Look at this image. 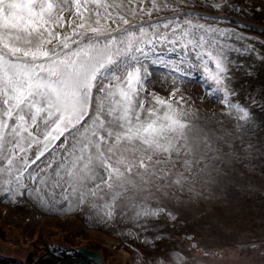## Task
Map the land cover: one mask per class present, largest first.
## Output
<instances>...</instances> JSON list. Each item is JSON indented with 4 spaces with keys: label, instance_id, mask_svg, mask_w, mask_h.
<instances>
[{
    "label": "snow or ice",
    "instance_id": "1",
    "mask_svg": "<svg viewBox=\"0 0 264 264\" xmlns=\"http://www.w3.org/2000/svg\"><path fill=\"white\" fill-rule=\"evenodd\" d=\"M149 3L125 9V0H0L5 192L15 183L22 195L25 179L51 183L65 201L91 200L102 218L131 207L136 218L148 219L163 211L152 207L157 194L217 184L218 165L245 151V133L256 120L250 109L264 111V104L250 96L241 103L229 87L236 70L231 53L239 51L229 33L191 19L165 18L161 26L129 18L150 17L163 6ZM73 8L69 30L54 31ZM149 65L167 69L173 83L199 74V86L222 97L240 131L228 138L198 136L196 117L179 106L183 98H171L178 89L169 99L148 92ZM40 203L48 207L43 198Z\"/></svg>",
    "mask_w": 264,
    "mask_h": 264
},
{
    "label": "rangeland",
    "instance_id": "2",
    "mask_svg": "<svg viewBox=\"0 0 264 264\" xmlns=\"http://www.w3.org/2000/svg\"><path fill=\"white\" fill-rule=\"evenodd\" d=\"M228 1L224 7L245 10L252 16L264 19L260 12L253 13L255 2L247 5L244 0ZM179 2L211 6L206 0H160L163 6L159 10L175 7ZM263 3L264 0H261L260 4ZM141 6L150 7L149 0H144L143 5L139 0H132L131 4L125 0V9H138ZM258 9L262 11V6ZM159 10H154L151 15ZM175 18L180 22L191 19L194 23L210 24L226 30L231 37L228 42L239 49L238 52L231 53L236 68L232 74L233 86L242 100L245 101V97L250 96L264 104V56L261 61L257 60L244 45L247 37L245 26L228 19L194 14H182ZM74 19L75 16L68 21ZM69 22L65 31L69 30ZM158 22L162 26L166 20ZM258 42L264 45V38ZM149 70L150 86L165 91L175 87L183 88L189 97L198 99L196 105L187 103L186 108H183L190 114V119L193 115L196 117L194 131L198 136L206 133L214 138H228L240 131L233 116L210 110L209 104L213 99L205 88L199 86V74L190 78H176L173 83L167 69L149 65ZM255 72L256 76L253 74ZM202 102L208 105L202 106ZM251 108L256 120L245 133V151L237 153V158H226L225 164L218 165L222 170L219 182L210 187L197 183L193 192L172 188L167 196L157 194L152 200V207L163 209L157 217L136 218L129 207L123 215H116L111 219L102 218L96 209L89 206L91 200L88 204H77L75 197L69 196V200L65 201L60 187L53 188L51 183L42 185L38 181L25 179L26 187L19 190L22 195L18 194L15 183L8 192L3 190L8 185L0 187V201L11 206L5 218L10 224L18 225L57 216L53 218H62L65 224L76 225L80 220L72 219L68 214L77 210L90 223L120 235L124 245L132 253L133 264H264V111ZM200 192L203 195H197ZM40 198L48 202V207L41 205ZM16 205H22L23 208L15 207ZM30 212L32 219L24 221V214ZM92 232L97 233L94 229ZM48 234L43 238H47ZM35 235L36 229L33 228L28 236L32 239ZM53 235L49 241H53L58 233L54 232ZM103 236L108 239L104 234ZM28 247L26 242L0 237V250L4 252L22 255ZM115 251L118 253L116 260L120 259V255L126 258L129 252L121 245Z\"/></svg>",
    "mask_w": 264,
    "mask_h": 264
},
{
    "label": "trees",
    "instance_id": "3",
    "mask_svg": "<svg viewBox=\"0 0 264 264\" xmlns=\"http://www.w3.org/2000/svg\"><path fill=\"white\" fill-rule=\"evenodd\" d=\"M6 229L0 222V237H4ZM50 231L47 241L43 240V230L36 234V242L32 247L26 249L22 255L13 252H4L0 250V264H97L88 256L78 253L72 244L75 236L68 233L56 235L53 241H49L54 235ZM28 236V234H26ZM38 235V237H37ZM33 242V241H31ZM90 246L96 247V244L90 243Z\"/></svg>",
    "mask_w": 264,
    "mask_h": 264
},
{
    "label": "water",
    "instance_id": "4",
    "mask_svg": "<svg viewBox=\"0 0 264 264\" xmlns=\"http://www.w3.org/2000/svg\"><path fill=\"white\" fill-rule=\"evenodd\" d=\"M79 250L84 252V253H86V254H88V255H90V256H92L100 264H104V261L101 258V255H100V253L97 250L88 248L85 245H80L79 246Z\"/></svg>",
    "mask_w": 264,
    "mask_h": 264
}]
</instances>
